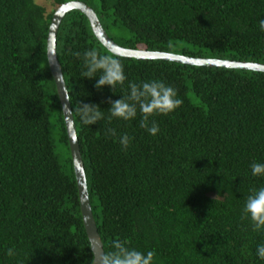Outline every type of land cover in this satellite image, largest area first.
Instances as JSON below:
<instances>
[{"label": "trees", "instance_id": "16d2710c", "mask_svg": "<svg viewBox=\"0 0 264 264\" xmlns=\"http://www.w3.org/2000/svg\"><path fill=\"white\" fill-rule=\"evenodd\" d=\"M51 1L56 8L68 0ZM81 1L120 46L264 63V0ZM54 9L0 0V264L92 262L45 57ZM55 39L103 252L127 240L154 250V264H264L256 252L264 229L242 219L247 196L264 187V175L251 172L253 162L264 163V72L115 55L77 9L63 16ZM91 49L120 60L123 85L97 89L98 76H82ZM151 80L183 100L150 118L156 135L140 127L139 111L128 121L108 119L109 99ZM79 103L99 105L104 119L84 125ZM123 134L132 138L127 150Z\"/></svg>", "mask_w": 264, "mask_h": 264}, {"label": "clouds", "instance_id": "9594fccd", "mask_svg": "<svg viewBox=\"0 0 264 264\" xmlns=\"http://www.w3.org/2000/svg\"><path fill=\"white\" fill-rule=\"evenodd\" d=\"M259 29L264 31V19L259 21ZM75 55L80 57L81 54L76 52ZM83 60L86 71L82 73V76L89 79L98 76L95 84L97 89L108 85L114 90L118 84H124L126 80L124 66L113 55L101 54L97 49H91L84 52ZM128 87V94L122 98L108 100L111 105L107 110L110 113L108 119L120 118L128 121L134 119L139 111L140 127L153 136L160 129L155 120L150 118L157 114L167 115L183 104V100L178 98L177 90L159 80L145 81L140 84L129 83ZM75 112L84 125H93L104 119V112L97 104L79 103ZM107 132L113 137L117 135L114 128L108 129ZM131 140L132 138L127 134L119 137V143L124 150L130 146ZM251 172L253 176L264 175V163L253 162ZM242 212V219H249L254 231L264 229V187L247 196ZM129 243L127 240H113L112 251H104L99 256V264H154L156 256L154 250H148L145 253L129 247ZM256 252L257 256L264 260V243L257 246ZM14 254V249L9 248L7 255ZM91 264H97L94 249Z\"/></svg>", "mask_w": 264, "mask_h": 264}, {"label": "water", "instance_id": "95a60500", "mask_svg": "<svg viewBox=\"0 0 264 264\" xmlns=\"http://www.w3.org/2000/svg\"><path fill=\"white\" fill-rule=\"evenodd\" d=\"M72 9H77L86 16L89 22L90 29L93 35L95 36V38L108 51L118 56L133 57L136 59H166V60H171V61L190 64V65L232 67V68H242L248 70H257L263 72H264V63L256 62V61L225 59V58L189 56V55L168 52V51L123 47L115 43L107 35L105 30L101 26L95 11L85 2L81 0H68L60 3L54 9L47 27V34L45 40V57L61 107L62 118L64 122V128H65V133H66V138H67V143L69 147L70 157L72 161V168L76 183L79 210H80L84 231L92 252V259H93V249H94L97 255V264H99V256L103 254V245L99 233L97 231L96 224L91 211L85 172L80 155L73 115L69 104L68 92L55 51V44H56L55 37H56L58 25L61 19L63 18V16ZM91 247H93V249Z\"/></svg>", "mask_w": 264, "mask_h": 264}, {"label": "rangeland", "instance_id": "374dc122", "mask_svg": "<svg viewBox=\"0 0 264 264\" xmlns=\"http://www.w3.org/2000/svg\"><path fill=\"white\" fill-rule=\"evenodd\" d=\"M35 1L44 7L46 13H49L51 10L55 8L51 0H35Z\"/></svg>", "mask_w": 264, "mask_h": 264}]
</instances>
